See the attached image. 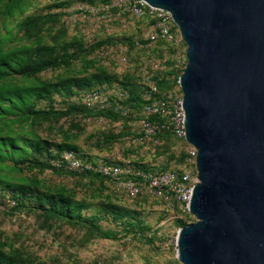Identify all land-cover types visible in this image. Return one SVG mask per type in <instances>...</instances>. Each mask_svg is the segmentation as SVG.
I'll use <instances>...</instances> for the list:
<instances>
[{
  "label": "rangeland",
  "instance_id": "374dc122",
  "mask_svg": "<svg viewBox=\"0 0 264 264\" xmlns=\"http://www.w3.org/2000/svg\"><path fill=\"white\" fill-rule=\"evenodd\" d=\"M110 1L17 0L8 12L0 0V52H10L16 60L45 58L50 55L49 49L60 56H77L70 66L61 65L29 78L16 75L6 81L33 87L36 92L30 103L36 110L56 113L46 119L0 115V134L17 138L22 147L26 146L24 139L74 146L93 161L114 157L136 162V167L146 170L193 169L183 140L164 138L160 146L144 148L137 143L142 110H134L129 118L117 113L104 121L97 114L81 112L85 92L100 88L117 99L120 90H126L128 97L131 91L144 90L146 76H153L163 91L182 93L179 78L187 64V46L158 43L140 48L136 42L150 26V19L126 15L125 22L117 19L108 28L97 17L84 19L75 11L79 4L99 6ZM76 80L82 82L80 86L75 85ZM32 163L0 162V178L16 184L18 194L34 191L70 199L83 206L82 214L90 220L100 216L99 227L118 237L98 238L88 222L59 221L36 208L20 212L14 209L13 194L0 189V249L27 260L26 264H97L99 260L108 264L116 260L181 264L178 233L181 222L193 218L178 219L159 198L146 194L132 197L109 179L64 173ZM113 208L128 211L124 223L114 219ZM136 232L145 237L136 238ZM149 234L171 243L160 248L158 240H147ZM126 237L133 241L124 244Z\"/></svg>",
  "mask_w": 264,
  "mask_h": 264
},
{
  "label": "water",
  "instance_id": "95a60500",
  "mask_svg": "<svg viewBox=\"0 0 264 264\" xmlns=\"http://www.w3.org/2000/svg\"><path fill=\"white\" fill-rule=\"evenodd\" d=\"M144 1L187 45L179 85L199 183L178 260L264 264V0Z\"/></svg>",
  "mask_w": 264,
  "mask_h": 264
},
{
  "label": "built area",
  "instance_id": "2783aa9c",
  "mask_svg": "<svg viewBox=\"0 0 264 264\" xmlns=\"http://www.w3.org/2000/svg\"><path fill=\"white\" fill-rule=\"evenodd\" d=\"M75 11L85 18L97 17L109 28L110 24L120 19L122 22L126 15L137 19L148 18L150 26L144 30L136 42L140 48H149L159 42L166 44H183L180 31L174 23L170 12L150 6L144 0H111L108 3L96 5L79 4ZM144 82V98L147 103L141 111V129L139 131L138 144L140 146H159L161 137L171 135L174 138L183 140L188 146V156L193 164V169L177 172L174 170H146L136 167L131 160H120L108 157L103 160L90 161L81 157L74 151H65L52 160L54 166L64 167L70 171L97 173L111 180L116 187L132 197L146 194L162 200L169 210L178 219L186 217L193 218L189 223L196 221L190 212V202L193 188L199 183L196 168L198 150L186 140L184 116L182 107L183 94H175L172 91H161L159 84L153 76H146ZM182 92V91H181ZM125 93L120 91L117 99L105 91L96 88L82 94L81 99L84 106L91 111H113L123 117H131L132 110L124 105ZM101 121L106 117H100ZM135 235V234H133ZM155 234H149L153 238ZM136 238H144V234L138 232ZM158 240L160 248L170 245L169 240ZM131 237L123 240L124 244H130ZM97 264H108L99 260ZM113 264H129L122 260H116Z\"/></svg>",
  "mask_w": 264,
  "mask_h": 264
},
{
  "label": "trees",
  "instance_id": "16d2710c",
  "mask_svg": "<svg viewBox=\"0 0 264 264\" xmlns=\"http://www.w3.org/2000/svg\"><path fill=\"white\" fill-rule=\"evenodd\" d=\"M17 0H1L3 7L6 11L11 12L15 8V2ZM163 44V42H159ZM50 55L45 58H21L16 60L13 58V54L10 52H0V115L7 116H18L20 118H31V117H40L46 119V117L51 113L56 112H47L45 110H36L35 106L30 103L31 98L36 92V89L33 87H24L20 85H11L6 83L13 76H21L24 78H29L33 75H37L41 72L51 70L61 65L70 66L72 61L77 57L76 54L66 53L64 56L57 55L55 50L49 49ZM185 70V69H184ZM183 70V72H184ZM75 85L80 86L81 81H74ZM88 85V84H87ZM163 85V83H161ZM167 85V83L165 84ZM160 90H162L159 83ZM96 89V88H95ZM100 89V88H99ZM127 95L126 90H120ZM145 91L142 89L141 92H129V96H125L124 100L121 101L124 105L129 107L132 112L134 110H142L144 105L147 103L144 98ZM131 106V107H130ZM86 115L97 114L103 117H109L117 115L113 111H91L86 106L83 105L82 111ZM24 113V115L22 114ZM119 114V113H118ZM135 115V114H134ZM171 135H165L161 137V140L164 138H170ZM19 141L15 137L3 136L0 134V162L13 160L15 163H26L34 161L35 165L49 166L57 171L64 173L79 174L83 176H90L93 178H105L97 173L87 171V172H78L70 171L64 167L54 166L52 160L57 159L61 153L65 151H74L81 155V157L93 161L90 158H86L81 150L77 147L70 145H52L47 142L41 144L36 142H31L29 140L25 141L26 146L22 147L19 144ZM28 143H30L28 145ZM28 145V146H27ZM160 146V145H159ZM33 152L31 156L29 151ZM32 157V158H31ZM97 161V160H95ZM136 166V162H133ZM144 168V167H143ZM162 171V170H161ZM167 171V170H163ZM176 171V170H174ZM182 172V171H177ZM16 184H9L8 182L0 178V189L1 191H9L13 194V199L15 202L14 209L19 210L20 212L27 211L30 208L39 209L45 213H48L50 218L57 219L59 221H64L67 223L77 224L81 221L90 223V228L94 235L98 238L114 239L118 237L117 233L111 231H104L98 225V220H101L100 216H94L91 220L83 216L82 214V205H76L73 201L68 198H65L62 195L49 196L40 194L38 192L28 191L18 194L16 190ZM114 219L124 223L123 219L128 215V211L123 208H113ZM189 222H181L182 228L187 226ZM138 232L134 233L135 235ZM128 235V232H125ZM156 235L153 238H147L149 242L155 241ZM163 240V238H160ZM27 260L19 258L16 254H11L3 249H0V264H26Z\"/></svg>",
  "mask_w": 264,
  "mask_h": 264
}]
</instances>
